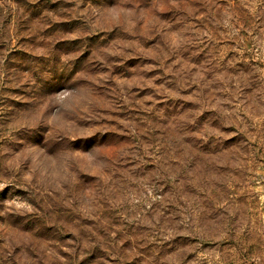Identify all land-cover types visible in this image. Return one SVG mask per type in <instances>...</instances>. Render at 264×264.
Returning <instances> with one entry per match:
<instances>
[{
	"label": "rangeland",
	"instance_id": "374dc122",
	"mask_svg": "<svg viewBox=\"0 0 264 264\" xmlns=\"http://www.w3.org/2000/svg\"><path fill=\"white\" fill-rule=\"evenodd\" d=\"M0 264H264V0H0Z\"/></svg>",
	"mask_w": 264,
	"mask_h": 264
}]
</instances>
